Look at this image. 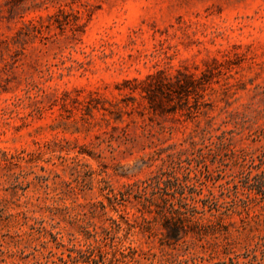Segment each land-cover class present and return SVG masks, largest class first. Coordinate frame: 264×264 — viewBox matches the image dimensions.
Here are the masks:
<instances>
[{"label": "rangeland", "instance_id": "rangeland-1", "mask_svg": "<svg viewBox=\"0 0 264 264\" xmlns=\"http://www.w3.org/2000/svg\"><path fill=\"white\" fill-rule=\"evenodd\" d=\"M263 151L264 0H0V264H264ZM169 153L210 225L105 233Z\"/></svg>", "mask_w": 264, "mask_h": 264}, {"label": "trees", "instance_id": "trees-1", "mask_svg": "<svg viewBox=\"0 0 264 264\" xmlns=\"http://www.w3.org/2000/svg\"><path fill=\"white\" fill-rule=\"evenodd\" d=\"M182 83L180 79L170 82L159 81V86H156V88L159 91L162 90V87L169 88L171 86L182 89L187 84L194 87L195 84H201V79H188L185 83ZM178 159L179 157L176 154H167L162 163L155 170H152L147 177L125 184L122 190L114 189L110 184H106L104 180L103 189H105L104 196L107 199V203L102 201L94 202L92 204L93 207H98L103 213H106L107 206H111L117 212L116 205H124L122 202L129 200L132 196L138 212V214L132 213V221L137 222L144 230H149L153 221L161 220L163 227L166 229L163 234L165 240H177L180 232L185 231L186 227L189 226H209L210 223L201 221V218L197 216V214L203 213L204 209H198L193 203L187 202L183 191H178L179 182L178 177L175 175V168L180 166ZM259 160L264 167V151L261 153ZM244 183L248 189L253 190L254 193H258L264 198V169L256 170L252 174L250 172L246 176ZM177 193L178 195H176ZM173 198H176L177 201H174ZM203 204L208 207V210L212 207L209 200H205ZM126 214L117 212V217H106L107 224L104 225L103 231L109 233L111 229H114L119 232L123 229V224L128 229L132 227V222H130ZM171 220H173L172 226L169 225ZM113 238H117L116 241L118 243L121 240L118 236Z\"/></svg>", "mask_w": 264, "mask_h": 264}]
</instances>
